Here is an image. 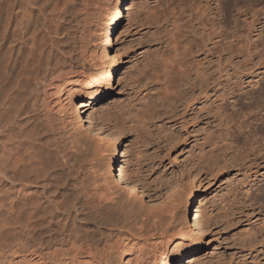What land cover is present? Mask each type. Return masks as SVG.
Masks as SVG:
<instances>
[{
  "label": "rangeland",
  "instance_id": "1",
  "mask_svg": "<svg viewBox=\"0 0 264 264\" xmlns=\"http://www.w3.org/2000/svg\"><path fill=\"white\" fill-rule=\"evenodd\" d=\"M106 1L29 0L21 6L18 0H0V32H29L27 44L33 37L36 45H28L36 51L51 37L56 40V54L64 51L80 56L88 69L97 70L101 65L98 20ZM131 1L133 8L114 46L115 52L120 50L121 68L113 92L93 106L97 110L90 107L88 113L103 116L106 130L121 135L127 153L125 174L151 195L152 202L146 199L134 205L124 201L125 209L118 213L120 228L115 233L131 238L129 242H136V248L124 249L125 238L113 236L109 247H98V260L120 264V254L127 261L140 248L146 253L169 252L177 246L176 228L183 206H174L166 193L186 186L195 173L206 228L204 248L195 264H264V103L254 104L264 86V4L253 6L261 13L258 18L235 12L230 28L222 12L216 16L220 28L216 39L219 87L205 99L199 98L197 89L196 103L172 110L168 107L171 100L162 104L159 90L170 81L171 60L187 43H181L179 52L173 51V34L189 19L188 1ZM215 1L218 3L213 7L218 12L225 0ZM229 41L233 42L230 54ZM206 43L209 47L191 61L210 70L208 48L212 45ZM12 57L6 72L17 70L12 63L17 62V53ZM152 102L161 107L155 119L150 115ZM211 108L215 112H210ZM61 134L60 140L69 148L68 135ZM87 150V154L77 155L82 159L87 189L93 193V179L103 168L104 159L93 146ZM105 205L113 207L109 202ZM197 209L194 206L191 211ZM38 251L37 256L26 255L25 261L35 264L39 258L40 264H56V245L47 244ZM8 252L0 255V264L26 263Z\"/></svg>",
  "mask_w": 264,
  "mask_h": 264
},
{
  "label": "bare ground",
  "instance_id": "2",
  "mask_svg": "<svg viewBox=\"0 0 264 264\" xmlns=\"http://www.w3.org/2000/svg\"><path fill=\"white\" fill-rule=\"evenodd\" d=\"M187 1L189 19L176 28V41L172 42L178 45L173 51L179 52L181 43H187L176 60H171L175 66L171 62L173 68L168 69L170 81L159 90L162 104L171 100L168 107L172 110L209 98L219 87L216 39L220 28L216 16L222 12L229 26L235 12L258 18L261 13L253 6L264 4V0H225L222 10L215 12V0ZM26 3L29 0H18L21 6ZM132 8L131 0L106 1L98 20L101 65L97 70L88 69L80 56L64 51L56 54V40L51 37L36 51L28 45H36L33 37L27 44L29 32H0V255L8 250L25 261L26 255L37 256L38 250L49 244L56 245V264H101L98 247L103 244L107 248L116 236L124 201L134 205L146 199L152 202L151 195L125 174L127 153L121 135L106 130L103 116L88 113L113 92L121 68L120 50L114 51L116 36ZM206 41L212 45L208 48L210 70L191 61L209 47ZM227 45L230 54L233 42ZM16 53L20 58L12 63L17 70L6 72V63ZM197 89L198 99L194 96ZM255 99L257 106L264 103V86ZM150 104L155 119L161 107L156 102ZM61 133L68 135L69 148L60 140ZM89 145L104 159L99 177L93 179V193L87 189L82 159L77 155L87 154ZM180 189L183 193L177 194ZM166 194L174 206H183L176 228L178 245L169 252L146 253L140 248L127 261L120 254V264H195L199 260L206 228L197 175L194 173L186 186ZM108 202L116 208L109 209ZM194 206L197 212L191 211ZM129 241V237L124 239V249L134 251L136 242ZM37 259L34 263L40 264Z\"/></svg>",
  "mask_w": 264,
  "mask_h": 264
},
{
  "label": "built area",
  "instance_id": "3",
  "mask_svg": "<svg viewBox=\"0 0 264 264\" xmlns=\"http://www.w3.org/2000/svg\"><path fill=\"white\" fill-rule=\"evenodd\" d=\"M118 173H119V170H118ZM195 212H197V211H195Z\"/></svg>",
  "mask_w": 264,
  "mask_h": 264
}]
</instances>
